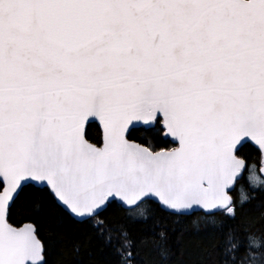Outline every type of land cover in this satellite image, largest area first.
Returning <instances> with one entry per match:
<instances>
[{"label":"snow or ice","instance_id":"snow-or-ice-1","mask_svg":"<svg viewBox=\"0 0 264 264\" xmlns=\"http://www.w3.org/2000/svg\"><path fill=\"white\" fill-rule=\"evenodd\" d=\"M248 146L264 0H0V264H264Z\"/></svg>","mask_w":264,"mask_h":264},{"label":"trees","instance_id":"trees-1","mask_svg":"<svg viewBox=\"0 0 264 264\" xmlns=\"http://www.w3.org/2000/svg\"><path fill=\"white\" fill-rule=\"evenodd\" d=\"M96 133V129L93 128L92 132L90 134V138H94ZM133 139L144 143L146 138L142 134H137V136L133 137ZM257 172V168H255ZM246 173L244 174V178L240 180L239 185L237 186V192L234 193V195H239V188L243 186L246 190L249 189L248 179L245 177ZM246 180V181H245ZM114 219L119 220L121 218V211L120 209L113 207L112 209H109V212L106 214ZM217 221H223V216L220 214H217L216 216ZM188 220L190 221H200L201 215L198 213L196 215L188 217ZM233 223V222H229ZM239 224V226L242 229L250 230L251 232L255 233L256 235L260 237H264V192H261L259 190L255 191V198L247 204L240 212L238 221L236 222ZM175 235V234H174ZM79 233H76L74 235V239H79ZM93 253V255L103 260L106 258V253L101 252L99 245L94 241L93 246L90 249ZM243 252V250H241ZM58 258L57 253H53L51 257V264H56Z\"/></svg>","mask_w":264,"mask_h":264},{"label":"flooded vegetation","instance_id":"flooded-vegetation-1","mask_svg":"<svg viewBox=\"0 0 264 264\" xmlns=\"http://www.w3.org/2000/svg\"><path fill=\"white\" fill-rule=\"evenodd\" d=\"M243 154L246 157L247 163L249 166L255 164L258 170L259 161H260V153L255 149L254 146H248L243 150ZM264 178V177H262ZM246 181V180H245Z\"/></svg>","mask_w":264,"mask_h":264},{"label":"water","instance_id":"water-1","mask_svg":"<svg viewBox=\"0 0 264 264\" xmlns=\"http://www.w3.org/2000/svg\"><path fill=\"white\" fill-rule=\"evenodd\" d=\"M136 142H138V141H136ZM139 143V142H138ZM255 147V146H254ZM262 166H264V157H262L261 156V154H260V165H259V169L262 167ZM259 173L264 177V173H261L260 171H259ZM18 226V225H17Z\"/></svg>","mask_w":264,"mask_h":264},{"label":"rangeland","instance_id":"rangeland-1","mask_svg":"<svg viewBox=\"0 0 264 264\" xmlns=\"http://www.w3.org/2000/svg\"><path fill=\"white\" fill-rule=\"evenodd\" d=\"M255 171V174H257V175H259L257 172H256V170H254ZM246 173V175H245V177L248 179V175H249V173L248 172H245ZM244 173V174H245Z\"/></svg>","mask_w":264,"mask_h":264}]
</instances>
